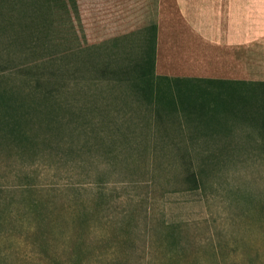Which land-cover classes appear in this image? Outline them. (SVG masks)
<instances>
[{"label":"rangeland","instance_id":"374dc122","mask_svg":"<svg viewBox=\"0 0 264 264\" xmlns=\"http://www.w3.org/2000/svg\"><path fill=\"white\" fill-rule=\"evenodd\" d=\"M138 48L49 53L46 171L0 189V264H264V90L192 103L201 130L250 127L231 146L168 139L151 112L182 107L129 87L152 82Z\"/></svg>","mask_w":264,"mask_h":264},{"label":"crops","instance_id":"0c3cea01","mask_svg":"<svg viewBox=\"0 0 264 264\" xmlns=\"http://www.w3.org/2000/svg\"><path fill=\"white\" fill-rule=\"evenodd\" d=\"M131 43L139 47L138 70L149 61L152 82L129 87L153 93L152 102L167 93L182 107L160 120L151 112L154 123H174L166 138L227 148L245 138L234 132L251 131L247 124L201 130L204 112L192 103L203 93L264 90V0H0V189L41 186L49 53L77 58Z\"/></svg>","mask_w":264,"mask_h":264},{"label":"trees","instance_id":"16d2710c","mask_svg":"<svg viewBox=\"0 0 264 264\" xmlns=\"http://www.w3.org/2000/svg\"><path fill=\"white\" fill-rule=\"evenodd\" d=\"M133 63H134V64H132V65L134 66V68H137L135 61H134ZM132 68H133V67H132ZM140 71L142 72L141 69H140Z\"/></svg>","mask_w":264,"mask_h":264}]
</instances>
